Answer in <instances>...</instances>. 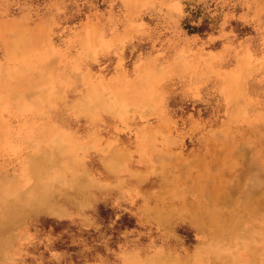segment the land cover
<instances>
[{"label":"rangeland","instance_id":"1","mask_svg":"<svg viewBox=\"0 0 264 264\" xmlns=\"http://www.w3.org/2000/svg\"><path fill=\"white\" fill-rule=\"evenodd\" d=\"M8 21L37 44L0 45V79L56 135L0 157V264H264V0H0ZM179 178L235 191L201 216Z\"/></svg>","mask_w":264,"mask_h":264},{"label":"bare ground","instance_id":"2","mask_svg":"<svg viewBox=\"0 0 264 264\" xmlns=\"http://www.w3.org/2000/svg\"><path fill=\"white\" fill-rule=\"evenodd\" d=\"M13 23L15 22L13 21ZM15 25L8 21L5 22L4 26L0 27V45L4 48L5 53L9 56V60L15 58L17 49L23 50V43L26 45H28L30 42L32 44H37V41L34 37H30V39L23 38V31H19ZM6 69H10V67ZM6 69L4 73L6 72ZM11 81H13V74L9 75L5 81L4 77L0 79V84L1 82L4 84L3 87L0 86V157H9V155H13L14 157L21 155L25 148H28V150L35 149L34 152H38L42 147V143L50 140L56 135V133L45 130L51 128V126L46 125L49 123L47 121L49 118H47L45 114V109L43 108L44 113H42L40 111L41 107L38 108L37 105L26 104L23 107V91L15 86H11ZM42 83L43 84H38V88L45 91L44 93L47 95L51 94L47 93L48 87H50L48 86L47 81L44 79ZM7 89H9V91ZM145 91H141L137 95L134 94L133 96L136 100H141L140 98ZM5 116L9 118H18L19 121H21L18 131L10 126V122L5 118ZM28 117L43 119V126L41 128V125L38 127H33L30 122H23V119L27 120ZM43 134L45 137H43ZM48 134H50L49 137ZM60 139H62V136ZM37 161L38 163H41V157H39V160L37 156L34 157L33 168L35 167ZM219 177L220 175L216 176L217 179H221ZM225 179L228 180V177H225ZM199 181L200 182H195L194 180L184 179L183 182L181 178H179L178 181L174 179H166L162 181L161 189L162 191L164 189L166 190L165 192L169 194L168 197H171L172 193L177 196H182L185 194L194 196L193 199H191V202L186 205L185 209L201 216L206 214L204 213L205 209L209 212V209L207 208V200H212L215 204L221 200L230 199L232 197V191H235V188H230L229 186L223 185L220 180H217L215 184L210 183L211 185H209L206 180ZM24 182L27 181L24 180ZM44 190L45 188L41 189L40 185H37L35 196L32 199L35 203L41 201L42 204L45 203L46 205L48 203L59 204L73 201L75 198V195L70 194L69 192L64 193V191H55L54 193H50L49 190L46 192ZM50 190L52 191V188H50ZM40 193H43V195L40 196ZM26 198L28 200L27 196ZM20 202H22V200H20Z\"/></svg>","mask_w":264,"mask_h":264}]
</instances>
